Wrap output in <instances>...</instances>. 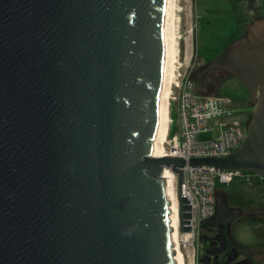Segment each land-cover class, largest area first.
<instances>
[{
    "label": "water",
    "instance_id": "1",
    "mask_svg": "<svg viewBox=\"0 0 264 264\" xmlns=\"http://www.w3.org/2000/svg\"><path fill=\"white\" fill-rule=\"evenodd\" d=\"M171 0H0V264H180L166 167L264 178V20L196 73L250 92L248 135L226 156H155ZM226 194L217 211L236 217ZM229 217V216H228Z\"/></svg>",
    "mask_w": 264,
    "mask_h": 264
},
{
    "label": "built area",
    "instance_id": "2",
    "mask_svg": "<svg viewBox=\"0 0 264 264\" xmlns=\"http://www.w3.org/2000/svg\"><path fill=\"white\" fill-rule=\"evenodd\" d=\"M192 75L193 72L178 69L173 76L170 87V123L164 156L188 159L231 154L242 145L248 135L250 121L239 117L240 114H245V109L239 108L229 96L201 93ZM173 102H177L178 111V130L175 133H172ZM216 127L220 128L217 137H201L214 132ZM183 169V192L192 204V230L180 233L182 236L189 234L186 241L193 244L199 237L198 229L202 222L216 214L218 183L230 184L238 177L251 179L254 175L253 172L240 169L220 172L213 166L187 165ZM165 176L175 184L178 191V174L171 167H166Z\"/></svg>",
    "mask_w": 264,
    "mask_h": 264
},
{
    "label": "flooded vegetation",
    "instance_id": "3",
    "mask_svg": "<svg viewBox=\"0 0 264 264\" xmlns=\"http://www.w3.org/2000/svg\"><path fill=\"white\" fill-rule=\"evenodd\" d=\"M229 2L236 27L232 32L237 35L235 39L246 34L250 24L260 19L264 20V0H229ZM209 8L213 9L207 7L208 10ZM207 9L204 7L206 17L196 32L198 39L207 40L214 34V28L211 29L212 20L207 18L211 11ZM231 43L221 49L217 56L227 53ZM207 63L208 61L203 62L196 68L195 73ZM248 106L250 107V104ZM248 106L245 108V118L250 121L254 106L252 105L251 108ZM253 175L262 179V184L257 185L256 192L251 194L253 198L249 201H238L229 188L217 193V195L226 194L230 208L238 209L239 212L236 217H231V214L222 215L211 220L210 223L202 222L198 229L199 264H264V178L256 173ZM242 232H250L251 239H243Z\"/></svg>",
    "mask_w": 264,
    "mask_h": 264
},
{
    "label": "rangeland",
    "instance_id": "4",
    "mask_svg": "<svg viewBox=\"0 0 264 264\" xmlns=\"http://www.w3.org/2000/svg\"><path fill=\"white\" fill-rule=\"evenodd\" d=\"M178 16H179V59L176 63V71L179 69L183 72H195L203 62L209 61L216 57L221 49L225 48L236 38V33H232L235 30V22L232 14V7L229 0H178ZM205 5V6H204ZM207 5V6H206ZM204 7H211L210 16L208 19L212 20L213 37H209L207 40L198 39L197 31L200 29L202 21L206 17L204 15ZM203 9V10H202ZM197 55L199 57H197ZM216 55V56H215ZM217 75V73H216ZM193 76V75H192ZM202 86V84L200 83ZM200 86V87H201ZM201 89H203L201 87ZM231 97L241 108L245 109L250 102V92L248 89L236 78L228 77L225 83L221 86L219 93ZM172 117L174 123L172 125V133L178 130L177 126V102H173ZM239 117L245 119V114H240ZM251 121V119H250ZM220 132V128L216 127L214 132L201 135L202 138L211 139L213 136L217 137ZM259 177H253L248 179L247 177H238L232 183L224 184L218 183L217 193L229 188L233 192V197L238 201L247 202L253 197L251 194H255L258 184H262ZM249 191V192H247ZM260 196V195H259ZM262 196V193H261ZM250 232H242L243 239H251ZM199 239L193 244L188 241L183 243V250L186 255L187 264H199L198 256Z\"/></svg>",
    "mask_w": 264,
    "mask_h": 264
},
{
    "label": "bare ground",
    "instance_id": "5",
    "mask_svg": "<svg viewBox=\"0 0 264 264\" xmlns=\"http://www.w3.org/2000/svg\"><path fill=\"white\" fill-rule=\"evenodd\" d=\"M178 0H171V28H170V54L164 71V79L162 83L160 105L158 111V124L155 133V156H164L166 139L169 131L170 123V87L173 76L176 71V63L179 59V16H178ZM170 196L173 201L172 219L175 229L173 237L176 242L177 258L180 264H187L186 255L183 250V243L189 238L188 235L182 236L179 230V205L177 190L175 184L169 182Z\"/></svg>",
    "mask_w": 264,
    "mask_h": 264
},
{
    "label": "trees",
    "instance_id": "6",
    "mask_svg": "<svg viewBox=\"0 0 264 264\" xmlns=\"http://www.w3.org/2000/svg\"><path fill=\"white\" fill-rule=\"evenodd\" d=\"M193 77L197 82L198 90L206 95H211V94L219 93L221 86L225 83L227 78L234 76L221 69H217L204 76H197L196 73L193 72ZM200 83L202 84V86L200 85ZM200 86L203 89H201Z\"/></svg>",
    "mask_w": 264,
    "mask_h": 264
}]
</instances>
